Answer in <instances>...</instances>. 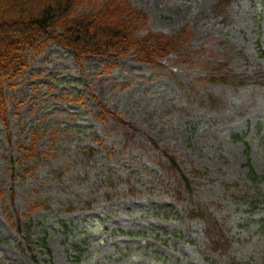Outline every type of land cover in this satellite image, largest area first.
<instances>
[{"label": "rangeland", "instance_id": "1", "mask_svg": "<svg viewBox=\"0 0 264 264\" xmlns=\"http://www.w3.org/2000/svg\"><path fill=\"white\" fill-rule=\"evenodd\" d=\"M129 3L189 40L153 65L48 42L0 79V264H264V0Z\"/></svg>", "mask_w": 264, "mask_h": 264}, {"label": "trees", "instance_id": "2", "mask_svg": "<svg viewBox=\"0 0 264 264\" xmlns=\"http://www.w3.org/2000/svg\"><path fill=\"white\" fill-rule=\"evenodd\" d=\"M83 5L90 10L78 13ZM146 22V15L133 8L129 0H0V79L18 77L26 67L25 55L30 51L39 52L48 42L70 50L77 60L82 57L120 58L134 54L137 61L153 65L176 53L191 36L188 28L172 37L149 32L145 36H137ZM218 79L216 76L208 78L212 82ZM99 107L102 115L125 124L105 106ZM6 112L0 92L2 121L6 119ZM32 138L28 147L22 149L27 157L37 152L35 145L38 137L33 134ZM165 157L173 169L179 170L174 158L168 154ZM250 173L253 175L252 170ZM182 180L189 187V180L184 175ZM208 229L214 231L216 227L211 223ZM16 231L25 238L24 253L33 252L38 246L46 248L45 236L35 243L30 227L23 229L18 225Z\"/></svg>", "mask_w": 264, "mask_h": 264}]
</instances>
